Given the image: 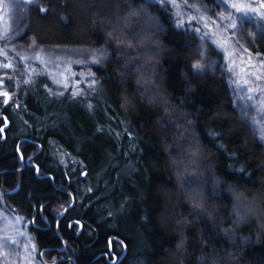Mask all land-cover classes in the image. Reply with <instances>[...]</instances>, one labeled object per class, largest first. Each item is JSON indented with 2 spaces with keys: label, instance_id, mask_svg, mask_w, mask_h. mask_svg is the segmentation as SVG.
<instances>
[{
  "label": "trees",
  "instance_id": "1",
  "mask_svg": "<svg viewBox=\"0 0 264 264\" xmlns=\"http://www.w3.org/2000/svg\"><path fill=\"white\" fill-rule=\"evenodd\" d=\"M27 9L24 39L108 55L90 65L100 89L87 98L52 97L43 79L31 93L1 85L11 99L0 96V194L40 264H264V212L234 223L230 191L264 198V139L240 116L223 55L209 46L217 70H195L200 37L159 0Z\"/></svg>",
  "mask_w": 264,
  "mask_h": 264
},
{
  "label": "rangeland",
  "instance_id": "2",
  "mask_svg": "<svg viewBox=\"0 0 264 264\" xmlns=\"http://www.w3.org/2000/svg\"><path fill=\"white\" fill-rule=\"evenodd\" d=\"M260 1L188 0V5H184L183 0H178L181 6L180 14L174 9L176 15L200 37L204 53L200 67L196 66L195 70L216 71L219 60L214 56L210 57L209 51L210 47L219 51L224 59L222 72L231 80L241 118L254 126L264 139V91H261L264 90V63H261L264 56L254 54L249 46L255 38L252 33H255V36L256 32L264 34V16L260 15L264 12V6ZM233 2L250 4L252 7L245 12H239L231 7ZM193 4L199 5V10L189 7ZM33 5H42V0H32V3L28 0H2L0 64L11 62L14 67H0V79H3L4 83L14 80L18 85L25 86L30 93L36 90L37 84L43 79L52 97L59 98L69 92L74 98H87L92 92L100 89L98 81L95 86L89 87L91 80L95 78L87 75L90 65L95 64L90 57L92 53L104 51L79 47H43L30 37L24 39L27 8ZM220 13L224 15L221 16ZM190 16L196 19L190 22ZM233 22L237 24L235 29L231 27ZM5 33L7 38H3ZM240 37L242 39H238ZM25 56L27 60L24 59ZM107 57V54L102 57L101 62L104 63ZM80 59H85L86 64L76 63ZM4 73L8 75L5 76ZM3 84H0V91H3ZM13 240L16 241L15 244L12 243ZM32 244L34 243L27 222H23L4 205L0 194V264H40Z\"/></svg>",
  "mask_w": 264,
  "mask_h": 264
},
{
  "label": "snow or ice",
  "instance_id": "3",
  "mask_svg": "<svg viewBox=\"0 0 264 264\" xmlns=\"http://www.w3.org/2000/svg\"><path fill=\"white\" fill-rule=\"evenodd\" d=\"M29 3H32V0H28ZM159 3L161 5H167L168 7L170 8H176L178 10V15L180 14L181 12V6L178 2V0H159ZM183 3L184 5H188V0H183ZM261 5L264 6V0H261ZM189 7H192V8H196L199 10L200 6L199 5H189ZM207 6H205L206 8ZM231 7L236 9L237 11L239 12H245L248 8H251L252 6L250 4H245V3H238V2H233L231 3ZM3 8H2V0H0V11H2ZM41 11L42 12H48V8L46 7H41ZM253 11H259V9H253ZM221 16L224 15V13H220ZM261 16H264V12L260 13ZM205 17H206V13H205ZM204 17H201V19H203ZM196 17H193V16H190L189 17V21L191 22L192 20H195ZM180 23H183V21H180ZM206 27H210V25H205ZM155 27V25H154ZM231 27L233 29H235L237 27V24L236 23H232L231 24ZM253 37H255V33H252L251 34ZM3 38H7V34L5 33L4 37ZM133 39H135V37H133ZM238 39H242V37L238 38ZM143 43V42H141ZM128 46L131 47L132 46V41L129 40L128 41ZM13 50H15L13 48ZM250 51V50H248ZM6 55V53H5ZM257 55H259V53H257ZM102 57H106V53L104 52H100V53H92L90 59L92 61L95 62V64H100L101 63V58ZM145 63L148 62V58L147 57V54H145ZM25 60H27V57L25 56L24 57ZM86 60L85 59H80L78 61H76V63L78 64H81V65H84L86 64ZM261 63H264V61H261ZM143 65L137 63L135 64L132 68H129L128 71L131 73V72H138L139 69L142 67ZM197 68L200 67L199 65V62H197ZM0 67H7V68H13L14 65L11 63V62H8L6 65H3V64H0ZM3 75L7 76L8 73H4ZM87 75L89 76H92V77H95V73L91 72L90 70L87 72ZM141 77H143L145 75V73L141 72L140 73ZM31 82V81H29ZM4 83V80L3 79H0V84H3ZM145 83H147V81H145ZM97 84V80L95 78H93L91 80V83L89 84V87H93ZM147 91V89H145ZM252 91H257V89H252ZM261 91H264V90H261ZM0 96H3L5 99H4V103L7 104L8 101L11 99V94L8 92V91H0ZM18 106V105H17ZM6 119V117H5ZM3 132V127H0V133ZM17 151L19 153V157L21 159L24 158V152L22 150L19 149V147L17 148ZM29 160H31L32 158L29 157L28 158ZM36 170L39 171V165L37 164L36 166ZM200 188L202 189L203 188V185L200 186ZM230 191L232 192L233 196L235 197V199L237 200L238 204L236 206H234V211H235V214H236V220L234 221V223H240L246 219H248L250 216H253L256 214L257 211H262L264 212V198L260 197L259 195L257 196H253L252 197V202L251 203H248V204H245L243 202L240 201V198L241 196H243L244 194L240 191H238L237 189L235 188H230ZM192 203H193V207L194 208H201L203 209L204 207V200H203V193L202 191H195L193 190V196H192ZM66 211V209H65ZM197 215H201V213H196ZM79 224V222H77ZM82 227V225H80ZM225 232L228 231V229H224ZM119 242V241H117ZM13 244L16 243V241H12ZM65 243H67L65 241ZM32 248H35L36 245L35 244H32L31 246ZM124 247H127V245L125 244ZM5 255H7V253H5ZM25 259H27V257H25ZM34 264V262H33ZM52 264H56V261L55 259L52 261Z\"/></svg>",
  "mask_w": 264,
  "mask_h": 264
}]
</instances>
